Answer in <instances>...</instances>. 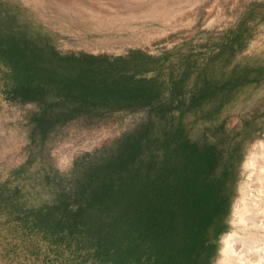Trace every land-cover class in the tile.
<instances>
[{
  "label": "trees",
  "instance_id": "obj_1",
  "mask_svg": "<svg viewBox=\"0 0 264 264\" xmlns=\"http://www.w3.org/2000/svg\"><path fill=\"white\" fill-rule=\"evenodd\" d=\"M3 22L5 94L75 104L63 111L39 107L36 131L98 103L131 110L147 102L156 117L120 141L108 159L90 165L72 195L58 190L52 199L34 201L27 194L32 181L14 169L12 185L0 181V214L23 231L53 239L58 260L71 250V264H207L223 230L230 172L219 168L223 149L192 140L185 118L217 94L256 81L249 73L262 68L245 67L223 79L205 72L188 83V71L164 69L165 55L124 62L61 55L44 36ZM155 68L154 76L136 74Z\"/></svg>",
  "mask_w": 264,
  "mask_h": 264
},
{
  "label": "rangeland",
  "instance_id": "obj_2",
  "mask_svg": "<svg viewBox=\"0 0 264 264\" xmlns=\"http://www.w3.org/2000/svg\"><path fill=\"white\" fill-rule=\"evenodd\" d=\"M0 19L44 36L61 55L118 62L165 55L164 69L188 71V83L205 72L223 79L245 67L262 68L249 73L256 81L217 94L185 118L192 140L223 149L219 168L230 172L223 230L207 258V264H221L226 236L241 227L236 206L242 190L246 201L258 193L246 163L264 142V0H0ZM157 73V68L136 72ZM3 80L0 65V181L10 179L12 185V171L21 169L34 184L27 191L34 201L52 199L58 190L72 195L90 165L108 159L120 141L156 117L147 102L131 110L98 103L36 131L39 107L63 111L75 104L52 96L9 98ZM52 240L23 231L0 214V264H71V250L58 260Z\"/></svg>",
  "mask_w": 264,
  "mask_h": 264
},
{
  "label": "bare ground",
  "instance_id": "obj_3",
  "mask_svg": "<svg viewBox=\"0 0 264 264\" xmlns=\"http://www.w3.org/2000/svg\"><path fill=\"white\" fill-rule=\"evenodd\" d=\"M246 166L258 193L246 201L247 193L242 190L241 202L236 206L240 232L226 236L221 264H264V142L250 154Z\"/></svg>",
  "mask_w": 264,
  "mask_h": 264
}]
</instances>
